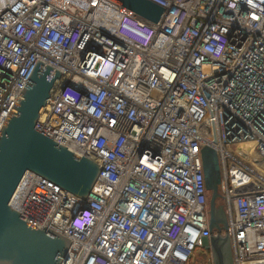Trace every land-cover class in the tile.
<instances>
[{
    "label": "built area",
    "instance_id": "2783aa9c",
    "mask_svg": "<svg viewBox=\"0 0 264 264\" xmlns=\"http://www.w3.org/2000/svg\"><path fill=\"white\" fill-rule=\"evenodd\" d=\"M148 1L157 23L108 0H0V129L39 60L63 74L36 130L102 167L85 201L26 173L9 205L72 241L61 264H194L207 139L233 264L264 259V0Z\"/></svg>",
    "mask_w": 264,
    "mask_h": 264
},
{
    "label": "water",
    "instance_id": "95a60500",
    "mask_svg": "<svg viewBox=\"0 0 264 264\" xmlns=\"http://www.w3.org/2000/svg\"><path fill=\"white\" fill-rule=\"evenodd\" d=\"M108 1L154 23L164 13L163 8L148 0ZM62 74L37 60L0 129V264H61L72 243L46 227L38 228L24 221L10 207V200L26 173H33L85 201L102 169L36 130L40 114L58 89ZM198 147L213 264H233L218 155L207 145V139L206 145L198 143ZM222 230H226L225 235Z\"/></svg>",
    "mask_w": 264,
    "mask_h": 264
},
{
    "label": "bare ground",
    "instance_id": "6f19581e",
    "mask_svg": "<svg viewBox=\"0 0 264 264\" xmlns=\"http://www.w3.org/2000/svg\"><path fill=\"white\" fill-rule=\"evenodd\" d=\"M250 146L251 145H243V147L241 149L243 151L246 150L248 152L250 158H247V159H251V161L253 162L254 160H253V158H251V156H252L251 155V151H249L250 150ZM263 169H264V164L263 165H257V170H258L260 176H262L264 178V170ZM236 177L237 176L234 174L233 178H236ZM249 178H250L249 176H248V178L247 177H242V179H238L237 182L239 180H248ZM263 178H259V179H263ZM250 180H252V182L254 181V179H252V178H250ZM258 183L259 182L256 181V184H258ZM262 262H264V259L253 260V261H250V262H246L245 264H264Z\"/></svg>",
    "mask_w": 264,
    "mask_h": 264
},
{
    "label": "rangeland",
    "instance_id": "374dc122",
    "mask_svg": "<svg viewBox=\"0 0 264 264\" xmlns=\"http://www.w3.org/2000/svg\"><path fill=\"white\" fill-rule=\"evenodd\" d=\"M231 152H233L231 150ZM264 170V169H263ZM262 186L264 188V182L262 181ZM262 188V189H263ZM202 253V252H201ZM198 262H195L194 264H213V260H212V256H211V252L207 251L204 255V253L201 254V256L199 257V260H197ZM264 263V262H262Z\"/></svg>",
    "mask_w": 264,
    "mask_h": 264
},
{
    "label": "trees",
    "instance_id": "16d2710c",
    "mask_svg": "<svg viewBox=\"0 0 264 264\" xmlns=\"http://www.w3.org/2000/svg\"><path fill=\"white\" fill-rule=\"evenodd\" d=\"M219 203H221L223 205V201L222 200H219ZM222 205L219 204V206H222ZM197 260H199V257L197 258ZM197 260H196V262H198Z\"/></svg>",
    "mask_w": 264,
    "mask_h": 264
}]
</instances>
